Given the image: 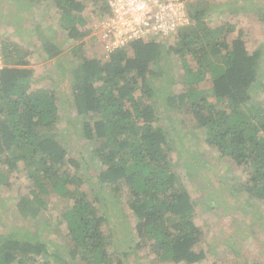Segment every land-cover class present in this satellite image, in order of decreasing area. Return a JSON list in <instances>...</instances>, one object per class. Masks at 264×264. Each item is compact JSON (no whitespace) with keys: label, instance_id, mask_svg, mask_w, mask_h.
Here are the masks:
<instances>
[{"label":"trees","instance_id":"16d2710c","mask_svg":"<svg viewBox=\"0 0 264 264\" xmlns=\"http://www.w3.org/2000/svg\"><path fill=\"white\" fill-rule=\"evenodd\" d=\"M25 1L28 7L41 2L58 9L59 26L73 57L80 60L73 67V105L78 115L86 117L85 137L98 142L94 152L105 166L97 175L100 183L127 190L137 219L136 248L148 247L160 262L204 260L206 251L198 249L203 232L195 222L197 200L178 184L168 132L151 102L155 89L149 77L158 74L154 65L161 66L168 38L137 40L108 58H97L86 52V37L111 14L110 0ZM24 3L19 5L25 8ZM186 8L191 22L178 30L168 48L181 57L184 78L178 92L166 99L192 113L205 141L241 168L247 182L240 193L246 202L264 201V98L258 99L264 94L259 79L261 51L248 50L243 30L232 20L212 24L211 0H188ZM85 11L99 16L90 22ZM36 28L46 57H60L66 49L41 22ZM0 43L6 63L0 74V183L9 185L18 171L27 176L30 190L18 199L16 209L32 225H39V215L53 197H64L71 204L56 221L66 229L63 247L43 240L34 225L25 230L11 227L0 231V264H74L73 259L123 264L113 257L118 248L109 249L108 217L97 202L99 195L82 188L85 180L76 173L79 158L69 156L52 131L61 117L55 92L45 85L34 88L31 50L7 39L0 38ZM205 81H211L210 90Z\"/></svg>","mask_w":264,"mask_h":264},{"label":"rangeland","instance_id":"374dc122","mask_svg":"<svg viewBox=\"0 0 264 264\" xmlns=\"http://www.w3.org/2000/svg\"><path fill=\"white\" fill-rule=\"evenodd\" d=\"M25 2V8L19 3ZM25 0H0V38L11 40L31 50L35 67L34 88L47 86L55 92L60 107V120L52 131L63 143L69 156L79 158L81 167L78 172L85 180L83 189L89 194L100 197L101 211L106 213L107 233L110 236L109 249L114 252V259L121 258L123 264H174L160 262L148 247L136 248V215L128 204L127 190L116 191L109 182L100 183V172L105 166L94 152L97 140L85 137L82 127L83 116L78 115L73 105L72 83L73 67L80 60L73 57L70 41L66 32L59 26V14L55 5L38 2L39 5ZM213 11L208 18L213 25L217 22L232 20L243 30V37L250 52L260 49L259 79L264 83V0H211ZM31 8V9H29ZM98 14L86 12L85 17L92 22ZM94 18V19H91ZM56 42L66 50L58 58L49 59L41 49L37 23ZM45 23V25H44ZM186 26L181 27V29ZM85 50L94 57L108 58L95 32L86 37ZM164 36L155 35L150 40L163 41ZM176 35L164 41L165 56L161 66H155L158 74L151 75V85L155 94L151 98L158 110V122L168 132L170 157L177 181L183 190H188L197 200L195 222L202 230L199 248L206 251V258L196 264H264V201L252 198L249 202L240 193L246 186L247 179L241 168L230 158L221 156L217 148L205 141L204 131L196 126L192 113L180 106H171L166 99L168 94H176L184 78V67L180 56L168 50L175 42ZM191 64L195 66L192 61ZM161 68V69H160ZM210 90L211 81H205ZM260 93L258 99H263ZM150 103V100H148ZM3 169L0 163V171ZM30 190V182L23 173L15 172L10 184L0 183V231L8 232L11 227L33 228L26 219L19 216L16 203ZM70 201L64 197H53L48 209L39 215L38 226L43 240H51L63 247L66 229L57 223V218L65 212ZM48 222V223H47ZM65 237V236H64ZM70 259V258H69ZM79 260L73 259L77 264ZM78 264H84L78 262Z\"/></svg>","mask_w":264,"mask_h":264},{"label":"built area","instance_id":"2783aa9c","mask_svg":"<svg viewBox=\"0 0 264 264\" xmlns=\"http://www.w3.org/2000/svg\"><path fill=\"white\" fill-rule=\"evenodd\" d=\"M188 0H110L111 14L94 27L107 54L127 44L149 41L159 35L170 38L190 24ZM6 66L0 43V74Z\"/></svg>","mask_w":264,"mask_h":264}]
</instances>
